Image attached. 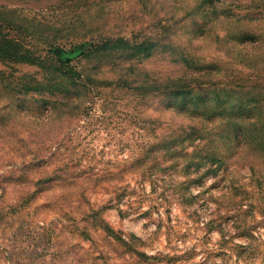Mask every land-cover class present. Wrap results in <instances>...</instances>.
Wrapping results in <instances>:
<instances>
[{
    "label": "rangeland",
    "instance_id": "1",
    "mask_svg": "<svg viewBox=\"0 0 264 264\" xmlns=\"http://www.w3.org/2000/svg\"><path fill=\"white\" fill-rule=\"evenodd\" d=\"M212 5L0 0V36L39 59L0 62V264H264L263 139L207 118L243 103L263 129L264 0ZM119 40L154 53L86 59ZM175 81L205 102L154 90Z\"/></svg>",
    "mask_w": 264,
    "mask_h": 264
},
{
    "label": "trees",
    "instance_id": "2",
    "mask_svg": "<svg viewBox=\"0 0 264 264\" xmlns=\"http://www.w3.org/2000/svg\"><path fill=\"white\" fill-rule=\"evenodd\" d=\"M208 3L210 6H213L212 5L213 0H208ZM116 45H119L121 47L120 52L127 50V53H131L133 57H137L141 55L150 57L154 53L153 46L151 45H148V46H145L144 44L130 45L128 42H125L124 40H119L113 43L112 41H106L101 46L94 47L91 53H87L86 56L85 54L84 55L82 54L81 57L83 58L85 56L87 59L92 54H94V52L99 53V52H104V51L110 52L113 50H117ZM71 55L73 54H69L66 57L62 53L56 52V56H58L59 66L55 69V72L58 71L60 72L59 74L60 77L73 81L74 79L80 78L81 75L78 72H76V70L72 66H70V62H72ZM0 62L5 63V64L12 63V64H22V65L23 64L24 65H37L39 64V59L34 58L33 55L27 49H25L18 41L5 35V36H0ZM164 84L162 87L160 85L154 86V90L166 91V93L170 97L177 99L178 103L175 104V106H178L180 104V106H182V109H185V108L188 109L190 105H192L193 106L192 111H194V108L197 107V104L202 105V103L205 102L204 98L201 100L199 99L197 101H195L193 97L191 99L188 98L190 94V90L186 92L181 91L183 90L182 88L184 86H179L178 81L169 83L168 85H165V86ZM185 87H189V85H185ZM53 90H57V89L53 88L52 90H50V92L54 93L55 91L53 92ZM259 103L261 105L262 101H260ZM249 112H250V108L245 107L243 103H237L236 105H232L229 108H222L218 113L212 112L211 114H209L212 116H208L207 118L212 119L210 117H215V115H218L219 117H222V119L226 120L227 123H229L230 128L229 126L228 128H229V133L231 134L228 135V138L230 139L231 137L236 142L235 146L237 150H241L243 145H252L254 143L257 144L259 142H260L259 144H261L262 142L261 140L263 139V143L261 144V146H262V151H264V125L260 126L255 123L254 126L262 127L263 129L262 130L254 129V128L250 129L248 128L246 124L244 123L242 124L241 122L236 121V120H241V121L243 120L244 122L245 120L252 118L253 116L249 117L250 116L248 115ZM199 115L203 116L204 112ZM248 122H251V120ZM191 128L194 131L193 132L194 135L197 136L195 137V139L198 137L201 138L203 136V135H200V133L197 132L195 128L193 127ZM193 141L191 142V144L193 143ZM233 149H235V147Z\"/></svg>",
    "mask_w": 264,
    "mask_h": 264
}]
</instances>
